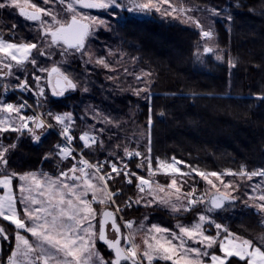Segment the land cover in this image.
Listing matches in <instances>:
<instances>
[{"label": "snow or ice", "instance_id": "obj_1", "mask_svg": "<svg viewBox=\"0 0 264 264\" xmlns=\"http://www.w3.org/2000/svg\"><path fill=\"white\" fill-rule=\"evenodd\" d=\"M7 9H18L17 14L30 22L35 35L18 37L16 24L8 27L0 20L3 25L0 27V218L15 228L13 240L0 225V240L8 242L10 252L7 261L0 264H155L158 260L170 264H231L230 258L244 264H264V237H260L258 245L252 239L230 232L207 214L222 209L226 201L235 203L238 199L232 193L238 192L241 185L225 181L224 176L248 181L259 177L245 192V204L255 201L252 206L264 213V167L250 171L242 165L238 171L229 169L221 173L205 172L188 165L190 172H183L176 166L183 162L176 161L175 157L172 162L157 157L153 168L151 112L146 125L147 154L117 144L113 151L107 152L106 159L91 161L87 158L91 150L105 149L103 137L109 130L106 126H120L118 121L97 109H89L94 123L77 134L78 125L72 112L53 113L46 108L49 89L52 96L64 97L66 92L75 91L78 83L62 71L58 63L43 66L41 58L51 61L54 57L67 60L78 56L87 58L85 63H92L93 53L88 41L98 27L107 26L104 19L83 10H102L114 16L120 11L144 16L157 13L191 23L199 29L204 41L203 53H212L216 60H223L212 45L215 34L211 24L205 26L199 17L191 14L199 11L208 18L222 17L221 9L199 8L186 0H0V12ZM224 18L232 20L231 14ZM200 49L198 44L197 59ZM95 63L110 68L103 55L96 57ZM227 63L230 67L236 66L232 58ZM29 65L31 72L27 71ZM150 77L151 73L135 77L144 84L143 88H133L135 95L144 92V98L151 99L147 95ZM83 91L87 92L88 88L84 87ZM17 92L19 95H15ZM28 97L33 98V103H29ZM254 98L264 102V93L255 94ZM52 130H56L60 142L45 159L68 163L58 167L55 174L14 171L10 161L17 142L28 136L39 143ZM11 134H16L15 140L9 139ZM134 157L141 158L137 169L145 170L147 177L128 168L126 161ZM192 173L215 191L198 195ZM159 174L169 176V182L162 184L155 180ZM183 177L193 180L188 190H185L188 181ZM210 177L219 181L222 189ZM117 178L128 185L135 184L137 195L121 199L124 189H113L110 183ZM205 195H210L206 211L198 213V219L191 225L178 219L176 230L157 224L146 226L143 221L137 226L136 221L125 218V209L134 204L164 205L174 213L189 212L206 203ZM213 228L215 235L211 234ZM138 233L143 234L142 244L136 242ZM98 242L106 247L107 255L97 247ZM214 246H218L223 255L210 251Z\"/></svg>", "mask_w": 264, "mask_h": 264}, {"label": "trees", "instance_id": "obj_2", "mask_svg": "<svg viewBox=\"0 0 264 264\" xmlns=\"http://www.w3.org/2000/svg\"><path fill=\"white\" fill-rule=\"evenodd\" d=\"M187 1L200 8L222 10L223 16L214 24L212 45L224 57L223 60H216L212 53H203L204 41L199 30L156 16L144 19L126 17L109 31L99 33L95 42V49L100 55L108 56L109 53L112 56L107 57V60L111 59V65L117 66V60H121L136 75L139 72L151 73L147 93L150 100L142 98L141 94L135 95L133 88L136 86L126 83L128 77L131 80L133 77L127 74L129 71L126 74L118 73L119 79L116 81L109 79L116 73L99 65L85 67L78 56L69 61L59 57L51 61L41 58L45 67H50L52 61H56L54 63H58L62 71L78 83V88L66 92L64 97H54L48 90V110L53 113L72 112L78 125L77 134L85 130L88 124L94 123L85 113L88 106L110 115L120 125L106 126L109 130L103 137L105 149L91 150L87 156L89 160L106 159L107 152L113 151L117 144L147 154L146 125L151 112L153 168L156 167L157 157L168 162L175 157L176 161L183 162L180 163L183 172H190L188 165L205 172L221 173L229 169L238 171L242 165L250 171L264 167V102L254 98L255 94L264 93V0ZM228 14L232 16L231 21L224 18ZM0 20L8 27L16 24L18 37L35 35L29 27L30 22L20 17L16 9L0 12ZM4 34L7 38L6 29ZM198 44L201 46L199 59ZM113 52L115 54L111 55ZM229 58L235 60V67L229 66ZM132 67L135 70H131ZM28 69L32 71L30 65ZM84 87L88 88L87 92L83 91ZM28 100L33 103L32 97H28ZM15 137L16 134H11L9 139L15 140ZM58 142L60 139L52 132L39 143H34L28 136L22 137L11 155L12 169L17 172L55 174L58 167L68 163L54 158L45 159ZM119 154L123 155L122 149ZM126 162L131 171L147 177L145 170L137 169L141 158L134 157ZM191 175L199 178L194 173ZM110 183L113 189H124L121 199L137 195L135 184L128 185L122 178ZM196 188L197 194H201L203 184L196 182ZM237 201L236 208L220 214H207L230 232L252 239L259 245L260 237H264V213L245 206L241 200ZM205 202L192 211L177 214L160 206L134 204L132 208L125 209V218L139 225L147 217L148 225L174 229L178 219L185 225L196 221L198 213L206 211L208 198H205ZM0 225L7 229L10 239L14 240V225L2 218ZM97 245L107 255L106 247L99 242ZM0 246L1 258L6 262L10 254L9 244L0 240ZM210 251L222 255L218 246ZM230 261L231 264H244L237 258H230Z\"/></svg>", "mask_w": 264, "mask_h": 264}, {"label": "rangeland", "instance_id": "obj_3", "mask_svg": "<svg viewBox=\"0 0 264 264\" xmlns=\"http://www.w3.org/2000/svg\"><path fill=\"white\" fill-rule=\"evenodd\" d=\"M186 2H188V3H190L189 1H187L186 0ZM191 5H193V6H196V5H194V4H192V3H190ZM200 8V7H199ZM16 11H17V13H18V9H16ZM83 11H86V12H89L91 15H94V16H99L101 19H104L106 22H107V26L105 27V26H100V27H98L97 29H96V31H95V35L93 36V37H91L90 39H89V41H88V47H89V50H90V52L91 53H93V62L92 63H85L84 62V60H86L87 58H84V59H81V61H83V63H84V66L86 67V66H93V65H95V66H98L96 63H95V58L96 57H98V56H101L100 55V52L98 53V51L95 49V42L97 41V38H98V35H99V33H101V32H105V31H109L113 26H115L116 24H118V23H120L121 21H123L126 17H136V18H141V19H144V18H148V17H153V16H156L157 18H160V19H166V20H171V21H173V22H176V23H180V24H182V25H184V26H187V27H191V28H194V29H197V28H195V26L194 25H192L191 23H184V22H182L181 20H179V19H172V18H165V17H162L161 15H159V14H157V13H153L152 15H150V16H144V15H141V14H129L128 12H126V11H120L119 12V15L118 16H114V15H108V14H106V13H104L102 10H96V9H92V10H88V9H85V10H83ZM192 15H195V16H197V17H199L200 19H201V21H202V23L205 25V26H208L209 24H211V27H212V29H213V31H215V29H214V24H215V21L216 20H218L219 19V17H210V18H208V16H207V14H204V13H202V12H199V11H197V12H195V13H191ZM212 21H214V23L212 22ZM197 30H199V29H197ZM6 38V37H5ZM97 52V53H96ZM113 54H115V52H113L111 55H113ZM103 56H105V58L106 59H108L107 57H109V58H112V56L110 57L109 56V53H108V56L107 55H103ZM122 59H125L124 57H121ZM69 60H72V57H68L67 58V60H63V61H69ZM110 60L111 59H109L108 61H109V63H110ZM54 62H56V61H52V63H54ZM62 63V62H61ZM105 69H107V70H109L110 72H112V73H116L114 76H113V80H116V81H118V73L119 74H126V72H128L129 71V68H128V66H127V64L126 65H123L122 63H121V60H117V66L116 65H111L110 64V68H105ZM125 69H127V71H125ZM62 70V69H61ZM131 70H135V68L134 67H132L131 68ZM27 71L28 72H30L31 70L30 69H28V67H27ZM115 71H117V72H115ZM145 72H139L137 75H143ZM127 74H129V75H131V76H133L132 77V80H131V78L130 77H128L127 79H128V81H126V83H129L130 82V84H132V85H135L136 87L137 86H139V87H141V88H143L144 87V84L142 83V82H138V81H136V79H135V77L137 76L135 73H133V72H130L129 71V73H127ZM130 84H127V86H129ZM49 91H51L50 89H49ZM141 97L142 98H144L145 97V93L144 92H141ZM30 103V102H29ZM31 104V103H30ZM89 109H92L90 106H88L87 108H86V111H85V113L87 114V116H89V117H91L92 118V112L89 110ZM56 130H52L51 132L52 133H54ZM177 167H179L180 168V163H178L177 165H176ZM193 177H194V175H192ZM199 177V176H198ZM195 178V180H194V182H195V185H196V182H200V183H202L203 184V191H202V193H209L210 192V190L211 191H215L214 189H211V186L210 185H208L204 180H202L200 177L197 179L196 177H194ZM211 179H213V181L219 186V187H221V189H222V185H220V182L219 181H216L215 180V178L214 177H210ZM154 179L155 180H157V181H159L160 183H162V184H167L168 182H169V180H170V177L169 176H165V175H163V174H159V175H156L155 177H154ZM183 179H185V180H187L188 181V183L185 185V190H186V187H188V185H191L192 183H193V180L191 179V178H189V177H183ZM260 178L259 177H255V178H253V181H258ZM224 180L225 181H233L234 183H238V184H240L241 185V187H240V189H239V191L238 192H233L232 193V195H234V196H237L238 197V200H241L242 202H244V205L245 206H247V207H251V208H254V209H257L256 207H254V206H252V205H254V203H255V201H248V203H247V205L245 204V201H247V196H245V192L246 191H249V186L253 183V181H248L246 178H240V177H233V176H224ZM197 185H198V183H197ZM205 198H208V201L210 200V195H205L204 196V199ZM207 204H208V202H207ZM237 204H238V201L236 200V202L235 203H230V206H229V210L230 209H233V208H236V206H237ZM153 206H157V205H153ZM160 207H163V208H167L168 210H170L171 211V209L169 208V207H167V206H164V205H159ZM227 209V210H228ZM258 210V209H257ZM171 213L172 214H177V213H174V212H172L171 211ZM145 225L147 226L148 224L146 223V220H145ZM138 226V225H137ZM173 230H176V226H175V228L173 229ZM211 234H213V235H215V229L213 228V229H211ZM142 233H138L137 234V237H136V242L137 243H141L142 244ZM97 247H98V245H97ZM99 248V247H98ZM101 250V252H102V249H100ZM103 253V252H102ZM223 255V254H222ZM0 256H1V246H0ZM157 262H160V263H162V264H170V262H166V261H163V260H158V261H156L155 262V264L157 263Z\"/></svg>", "mask_w": 264, "mask_h": 264}, {"label": "water", "instance_id": "obj_4", "mask_svg": "<svg viewBox=\"0 0 264 264\" xmlns=\"http://www.w3.org/2000/svg\"><path fill=\"white\" fill-rule=\"evenodd\" d=\"M208 206H209V204H208ZM229 206H230V202H227V201H226V202H225V205H224V207H223L222 209H219V210L213 211V213L220 214V213L226 211V210L229 208Z\"/></svg>", "mask_w": 264, "mask_h": 264}, {"label": "built area", "instance_id": "obj_5", "mask_svg": "<svg viewBox=\"0 0 264 264\" xmlns=\"http://www.w3.org/2000/svg\"><path fill=\"white\" fill-rule=\"evenodd\" d=\"M9 95H12L11 93L9 94ZM15 95H19V93L17 92ZM13 97H15V96H13ZM54 134H55V132H54ZM56 135V134H55ZM57 136V135H56ZM58 137V136H57ZM59 138V137H58ZM60 139V138H59ZM0 262H3V260H2V258H1V256H0Z\"/></svg>", "mask_w": 264, "mask_h": 264}]
</instances>
